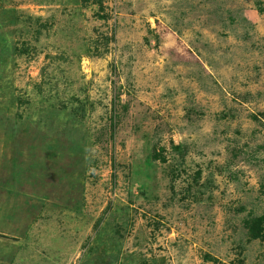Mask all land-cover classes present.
I'll return each mask as SVG.
<instances>
[{"label":"rangeland","instance_id":"rangeland-1","mask_svg":"<svg viewBox=\"0 0 264 264\" xmlns=\"http://www.w3.org/2000/svg\"><path fill=\"white\" fill-rule=\"evenodd\" d=\"M0 231V264H264V0H0Z\"/></svg>","mask_w":264,"mask_h":264},{"label":"trees","instance_id":"trees-1","mask_svg":"<svg viewBox=\"0 0 264 264\" xmlns=\"http://www.w3.org/2000/svg\"><path fill=\"white\" fill-rule=\"evenodd\" d=\"M176 150H179V147H176ZM253 226H248L250 228V232L252 237H261L262 236V228L258 225V219H255L250 222ZM255 224V225H254ZM257 227V228H256Z\"/></svg>","mask_w":264,"mask_h":264},{"label":"crops","instance_id":"crops-1","mask_svg":"<svg viewBox=\"0 0 264 264\" xmlns=\"http://www.w3.org/2000/svg\"><path fill=\"white\" fill-rule=\"evenodd\" d=\"M46 225H48V224H46ZM9 226H10V224H9ZM41 226V225H40ZM0 232H2V231H0Z\"/></svg>","mask_w":264,"mask_h":264}]
</instances>
